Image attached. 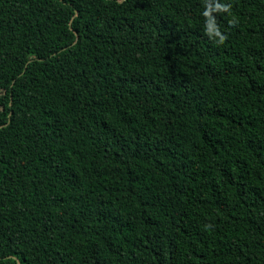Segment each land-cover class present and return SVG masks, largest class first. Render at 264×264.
<instances>
[{"label": "trees", "instance_id": "1", "mask_svg": "<svg viewBox=\"0 0 264 264\" xmlns=\"http://www.w3.org/2000/svg\"><path fill=\"white\" fill-rule=\"evenodd\" d=\"M0 264H264V0H0Z\"/></svg>", "mask_w": 264, "mask_h": 264}, {"label": "rangeland", "instance_id": "2", "mask_svg": "<svg viewBox=\"0 0 264 264\" xmlns=\"http://www.w3.org/2000/svg\"><path fill=\"white\" fill-rule=\"evenodd\" d=\"M28 56L26 55L25 58H27Z\"/></svg>", "mask_w": 264, "mask_h": 264}]
</instances>
